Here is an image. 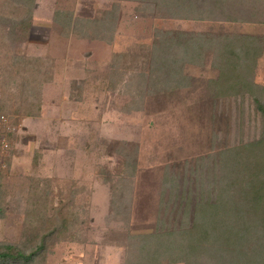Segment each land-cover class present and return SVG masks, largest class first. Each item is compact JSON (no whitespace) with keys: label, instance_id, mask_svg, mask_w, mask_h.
I'll list each match as a JSON object with an SVG mask.
<instances>
[{"label":"rangeland","instance_id":"obj_1","mask_svg":"<svg viewBox=\"0 0 264 264\" xmlns=\"http://www.w3.org/2000/svg\"><path fill=\"white\" fill-rule=\"evenodd\" d=\"M13 1L0 0V63H8L6 51L34 58L51 78L34 104L40 110L27 116L32 108L21 95L28 96V88L22 84L18 91L19 79L11 90L6 77L3 101L10 108L0 110V243L24 246L35 241L33 230L41 227L52 238L37 264H124L129 234L157 221L166 173L180 180V191L214 201L218 153L263 133V117L251 95L216 96L211 81L219 77L220 63L215 65L210 48L185 67L182 87L167 92V76L160 72L165 33L264 39V0H209L215 6L204 20L162 18L167 14L132 0H36L34 27L25 41L9 38ZM70 14L94 23L85 28L88 39L67 34L63 24ZM229 16L239 21H225ZM98 23L106 24L109 39L115 29L111 44L89 38L99 35ZM262 51L255 82L264 100ZM151 53L152 74L142 60ZM122 55L151 76L143 100L133 105L108 83L114 81L112 63ZM15 92L21 100L12 98ZM134 170L133 188L121 193L123 179ZM126 193L129 211L122 208L116 215L113 201ZM69 214L75 215L67 221L70 231L52 236L51 223L69 220Z\"/></svg>","mask_w":264,"mask_h":264},{"label":"trees","instance_id":"obj_2","mask_svg":"<svg viewBox=\"0 0 264 264\" xmlns=\"http://www.w3.org/2000/svg\"><path fill=\"white\" fill-rule=\"evenodd\" d=\"M132 1L150 8L154 13H166L167 15H161L162 18L166 16L185 20L191 17L198 20L209 18L211 5L215 6V1L209 4V0ZM13 3V12L16 14L11 17L9 38L25 41L30 38L34 27L32 9L35 8L36 0H14ZM2 17L10 18L5 15ZM67 18V23L63 24L67 34L69 32L82 38L85 28L94 24L90 20H77L73 14ZM225 21H239V18L229 16ZM98 25L99 35L89 38L111 44L115 29H112L109 39L106 36V24ZM86 38L87 36L84 39ZM263 47V37L256 35H205L181 31L165 33L160 72L162 74L164 71L167 76V92L182 87V81L188 78L184 72L185 67L201 60L210 48L214 50L215 65L220 63V75L211 81L216 96L251 95L263 117V133L257 140L229 147L218 153L219 195L214 201L192 198L185 190L180 191L178 178L166 173L161 190V202L164 204L159 208L157 221L152 228L129 234L128 257L124 264H264V100L258 96L256 90L260 88L255 82L257 62L262 56ZM7 55L10 56L8 63H0V110L10 108L3 101L8 77V87L11 90L16 86V81L20 80L22 83L18 86V91L22 90V84L28 88L25 89L28 96L21 95L22 101L31 104L28 105L32 108V113H27V116L35 115V108L39 111L41 107L39 104L34 105L39 101L41 86L47 84L51 77L34 58H17L18 56L6 51L5 59ZM126 57H115L111 66L114 81L108 83L112 91L124 93L133 105L143 100L150 87L151 76L146 72L139 73L135 64L132 66L133 59ZM142 60L152 74V53ZM15 96L21 100L18 92L12 98ZM133 177L135 170L128 176L130 182L123 179L121 193L133 188ZM127 195L128 193L119 199L118 202H122L120 204L113 201L116 215L121 213L122 208L126 210L125 213L129 211L124 206L129 201L124 199ZM2 212L3 209L0 208V215ZM63 212L64 209L61 208L59 215ZM74 218L75 215L69 214V220L61 219L60 222L51 223L52 236L70 231L67 221ZM35 233V241L24 246L0 243V264H37L42 261L48 251L49 238L51 241L52 237L41 227H35L33 234Z\"/></svg>","mask_w":264,"mask_h":264},{"label":"built area","instance_id":"obj_3","mask_svg":"<svg viewBox=\"0 0 264 264\" xmlns=\"http://www.w3.org/2000/svg\"><path fill=\"white\" fill-rule=\"evenodd\" d=\"M3 121H5V119L3 118ZM8 147V145L7 144H5L4 145V148L6 149Z\"/></svg>","mask_w":264,"mask_h":264}]
</instances>
